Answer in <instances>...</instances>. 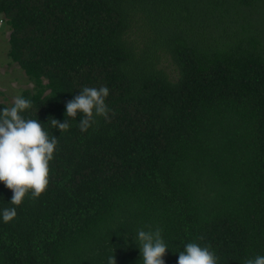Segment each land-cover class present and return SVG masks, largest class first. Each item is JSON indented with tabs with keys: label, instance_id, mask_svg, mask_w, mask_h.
Masks as SVG:
<instances>
[{
	"label": "trees",
	"instance_id": "1",
	"mask_svg": "<svg viewBox=\"0 0 264 264\" xmlns=\"http://www.w3.org/2000/svg\"><path fill=\"white\" fill-rule=\"evenodd\" d=\"M1 19L22 115L58 144L39 198L0 183V264H143L157 228L165 264L193 242L264 256V0H0ZM85 87L111 110L86 132L65 107Z\"/></svg>",
	"mask_w": 264,
	"mask_h": 264
},
{
	"label": "clouds",
	"instance_id": "2",
	"mask_svg": "<svg viewBox=\"0 0 264 264\" xmlns=\"http://www.w3.org/2000/svg\"><path fill=\"white\" fill-rule=\"evenodd\" d=\"M108 95L107 87H85L66 103V116L76 119L81 114L79 126L86 132L97 123L98 117L109 118ZM31 106L29 100L17 96L11 107H4L0 112V183L13 193L10 204L17 207L29 194L36 199L47 190L49 163L58 144L57 137L50 138L42 123L22 115ZM49 123L61 133L70 127L67 120L60 122L50 118ZM16 215V207L6 208L2 214L4 222L12 221ZM137 236L143 264H165L163 257L168 246L161 238V230H139ZM217 259L208 246L193 242L179 253L178 264H217ZM108 264H116L115 256L108 258ZM245 264H264V256L247 259Z\"/></svg>",
	"mask_w": 264,
	"mask_h": 264
},
{
	"label": "rangeland",
	"instance_id": "3",
	"mask_svg": "<svg viewBox=\"0 0 264 264\" xmlns=\"http://www.w3.org/2000/svg\"><path fill=\"white\" fill-rule=\"evenodd\" d=\"M9 35V28L4 24L0 25V102H13L22 89L33 86L28 83L18 64L8 57Z\"/></svg>",
	"mask_w": 264,
	"mask_h": 264
},
{
	"label": "built area",
	"instance_id": "4",
	"mask_svg": "<svg viewBox=\"0 0 264 264\" xmlns=\"http://www.w3.org/2000/svg\"><path fill=\"white\" fill-rule=\"evenodd\" d=\"M2 22V20H0V23Z\"/></svg>",
	"mask_w": 264,
	"mask_h": 264
}]
</instances>
